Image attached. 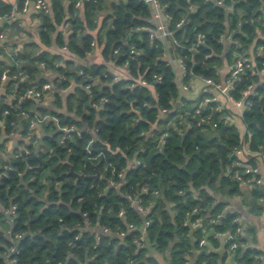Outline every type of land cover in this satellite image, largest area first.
<instances>
[{"label":"trees","instance_id":"obj_1","mask_svg":"<svg viewBox=\"0 0 264 264\" xmlns=\"http://www.w3.org/2000/svg\"><path fill=\"white\" fill-rule=\"evenodd\" d=\"M160 1L174 43L150 36L153 9L143 0H48L47 11L32 13L38 40L17 51L0 42V264H264L253 228L229 208L238 199L249 212L264 209L259 174L235 164L264 160V0ZM12 6L0 0V16ZM17 22L3 21L0 33L18 31ZM94 46L103 62L75 63ZM168 53L184 63L180 79ZM239 54L256 70L247 68L231 94L252 85L251 105L238 115L211 101L195 113L208 92L191 97L180 84L223 80ZM43 116L37 135L31 125ZM14 133L18 146L5 158ZM71 168L98 177L76 179Z\"/></svg>","mask_w":264,"mask_h":264},{"label":"built area","instance_id":"obj_2","mask_svg":"<svg viewBox=\"0 0 264 264\" xmlns=\"http://www.w3.org/2000/svg\"><path fill=\"white\" fill-rule=\"evenodd\" d=\"M17 1L18 0H15V2L13 3L12 9L10 10V12L8 14H4L3 16H0V23H2L4 20H9L11 18H13L15 20L19 15L26 14L31 9L35 12H37L39 10L47 11L49 9L48 0H23L22 4L20 5V7L18 9H17V7H18ZM143 1L145 3L150 4L152 9H153L152 19H153V23H154V28L150 29V36L151 37L157 36V37L161 38L162 40H164L166 38H170L169 40L171 42H173V43L176 42V40L173 39V37H172L171 31H169L167 28L166 21H167L168 15H166L164 13L163 5H161V1L160 0H143ZM217 2L221 3V0H219ZM79 3L80 2L78 1L77 5ZM183 21L184 20L181 19L177 23V25L178 26L181 25L183 23ZM199 38H200V36H199ZM0 42H4V33L3 32L0 33ZM92 44H94V43H92ZM259 49L261 51H263L262 47H260ZM176 61H177V65L179 68V69L177 68V75L180 79L182 74H184L185 66H184V63L182 62V60H180L179 58L176 59ZM247 68L256 70V67L253 64L252 58H250L247 55L239 54L237 56L234 64L228 68V72H229L228 76L225 77L223 80L214 81V80L209 79V78L200 79L203 82V87H202L201 91L202 92L207 91L209 95H206L203 98V100L200 101V104L198 105V108L196 109L195 113L199 112V109L202 105H205L211 101H220L221 102V99L223 98V100H225L226 102L232 103L235 106L238 114L241 115L242 112L251 105V102L249 100H247V97L253 93V86L249 85L247 88L242 90L240 92L239 98H234L233 95L231 94V91L235 89V82L240 80L241 75L244 73V71ZM259 72L262 75H264V60L262 61V67L259 70ZM18 75L21 78H25L27 76L22 71H20ZM6 78H7V75L4 72L2 75V79H6ZM142 82L144 83V81H142ZM49 87H50V84L46 83L43 85V90L48 89ZM180 88L182 91H185L189 88V86L184 84V83H181ZM27 95L34 96L35 98L40 99V97L42 96V90L31 88L27 91ZM44 118H45V116L37 118V120L32 122L31 126L36 125V122L39 123V122L43 121ZM229 119L233 120L232 116H229ZM200 122H203V123L207 122V118H205V117L201 118ZM65 130H66V128H65ZM235 152H236V154L241 155L243 151H242V149L238 148V149H236ZM235 164H237L239 166H243L245 168V172H252V173L258 174L257 166L245 164L242 159L236 160ZM3 175H6V172H4ZM235 178L239 179L241 181L242 185H244L246 183L245 181L241 180V174L238 172H235ZM253 179L255 180V182L257 184H261L260 176L257 178H253ZM129 198H130V202H131L132 206H134L137 209V211H139L143 216H147L148 208L143 205L141 198L139 196H134V197H129ZM260 200H262V198ZM8 212L14 214L15 213V207L12 206V208ZM119 215H123L122 210L119 211ZM149 222H150L149 219H146L143 222V225L140 227L139 238L137 240L135 239V242L137 244H139L140 240L144 239L145 232H146V226L149 224ZM127 228L128 229L134 228L133 223H129L127 225ZM100 231H101L100 233H108L109 228L108 227H102V228H100ZM117 234L122 236V235H124V231H119ZM98 237H99V235L96 236V238H98ZM232 238H234V235L231 233H227V234H225L224 240L227 241V240H231ZM204 242H205L204 239L200 240V244H203ZM237 245H238L237 242H232L230 244V248H234ZM14 250H15L14 247H10V251H14Z\"/></svg>","mask_w":264,"mask_h":264},{"label":"crops","instance_id":"obj_3","mask_svg":"<svg viewBox=\"0 0 264 264\" xmlns=\"http://www.w3.org/2000/svg\"><path fill=\"white\" fill-rule=\"evenodd\" d=\"M10 1L12 2V4L15 2V0H10ZM34 12L35 11H33L31 9L28 13L23 14V15H19L15 19V20H18V22L16 24L17 27L19 28L18 31L14 30L11 26L7 27L6 31L4 32V44L6 45V47H5L6 50H16L17 51L18 49L22 48V45L24 42H26L28 40H32V39L38 40V36H37L36 30H35L38 20L36 17H32V13H34ZM4 22H5V20H4ZM50 50L53 52L54 51H60L56 45H52V47H50ZM62 51H63V49H62ZM167 56L172 61V64L174 65V67L177 71L178 65H177L176 59L171 58L169 53ZM73 60L75 61V63H86V64L87 63L90 64L91 62H103L104 61L103 57L101 55V48L96 47V46H94L92 51L89 52L85 58L81 59L78 57H74ZM107 66H108L109 70L113 74H115L117 77L123 76L125 74V69L123 67H116L114 65L112 66L110 63H108ZM47 74L51 75V73L49 71L47 72ZM178 79H179V77H178ZM3 80H5V79H3ZM202 87H203V82L200 79H194L190 83L189 88L185 91H182V93L189 95L191 97H195L197 94L195 96L191 95V93L193 94V89L199 93L200 90L202 89ZM1 94H4L3 85L2 86L0 85V95ZM5 99H6V101H9V97H5ZM51 99L52 98H51L50 93H45V95L43 94L42 103L44 105L49 106L51 103ZM221 102H222V104L228 105L236 113H238L235 106L232 103L226 102L225 100H223V98L221 99ZM232 119L234 121L238 120L234 116H232ZM35 133L37 135L41 134V129H40L39 123H38V125L36 124ZM18 139H20V135L18 133H14L10 137V139L6 143V153L2 154L3 157L7 158L12 153V150L16 146H18L17 145ZM21 148L24 150L23 147H21ZM256 163H257L256 166L258 169V174L261 178V184L264 187V160H263V158L257 157ZM229 208H234V209L239 210L241 213L242 221L245 222L246 224H249L253 228L254 234H255V239H256L255 246L262 253L260 258H264V209L258 214L249 212L246 207H244V206H242V204H240V201L238 199L230 200Z\"/></svg>","mask_w":264,"mask_h":264},{"label":"water","instance_id":"obj_4","mask_svg":"<svg viewBox=\"0 0 264 264\" xmlns=\"http://www.w3.org/2000/svg\"><path fill=\"white\" fill-rule=\"evenodd\" d=\"M71 171H73V169L71 168ZM75 176H76V179H83V178H96L98 177V171H95L94 174L92 175H84L83 173H77V172H74Z\"/></svg>","mask_w":264,"mask_h":264},{"label":"rangeland","instance_id":"obj_5","mask_svg":"<svg viewBox=\"0 0 264 264\" xmlns=\"http://www.w3.org/2000/svg\"><path fill=\"white\" fill-rule=\"evenodd\" d=\"M49 72H50V71H49ZM196 94L198 95V92H197L196 90L193 89V94L191 93V95H194V96H195Z\"/></svg>","mask_w":264,"mask_h":264}]
</instances>
